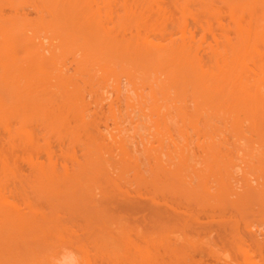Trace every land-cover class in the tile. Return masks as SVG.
I'll return each mask as SVG.
<instances>
[{"label": "bare ground", "instance_id": "1", "mask_svg": "<svg viewBox=\"0 0 264 264\" xmlns=\"http://www.w3.org/2000/svg\"><path fill=\"white\" fill-rule=\"evenodd\" d=\"M264 0H0V264H264Z\"/></svg>", "mask_w": 264, "mask_h": 264}, {"label": "rangeland", "instance_id": "2", "mask_svg": "<svg viewBox=\"0 0 264 264\" xmlns=\"http://www.w3.org/2000/svg\"><path fill=\"white\" fill-rule=\"evenodd\" d=\"M263 249H264V239H263Z\"/></svg>", "mask_w": 264, "mask_h": 264}]
</instances>
